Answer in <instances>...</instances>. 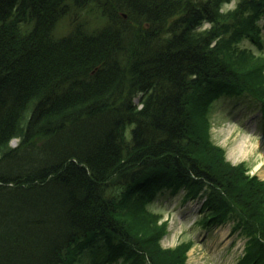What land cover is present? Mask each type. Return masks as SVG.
I'll return each mask as SVG.
<instances>
[{"label":"trees","instance_id":"16d2710c","mask_svg":"<svg viewBox=\"0 0 264 264\" xmlns=\"http://www.w3.org/2000/svg\"><path fill=\"white\" fill-rule=\"evenodd\" d=\"M232 1L0 0V264H190L164 188L264 264V180L210 137L215 98L264 100V0Z\"/></svg>","mask_w":264,"mask_h":264},{"label":"rangeland","instance_id":"374dc122","mask_svg":"<svg viewBox=\"0 0 264 264\" xmlns=\"http://www.w3.org/2000/svg\"><path fill=\"white\" fill-rule=\"evenodd\" d=\"M235 5L236 0H233L224 5V10L234 8ZM262 39L264 48V35ZM243 45L258 50L248 39L243 41ZM208 120L210 137L224 149L226 161L234 165L243 163L247 174H256L264 179V104L245 93L235 96L222 94L214 99ZM242 135H245L254 147L248 155L236 158L237 153H231L235 141ZM11 143L18 144V139H13ZM182 195L183 191L173 194L166 190L158 194L150 205L154 212L162 214V219L168 220L167 232L161 239L162 246L173 247L180 241L192 240L193 244L187 251V262L190 264H239L245 236L240 229L233 232L234 225L237 224L233 225L232 221H229L230 223L221 226L202 229L196 224L199 216L196 201L183 202ZM149 262L145 259L143 264H150Z\"/></svg>","mask_w":264,"mask_h":264},{"label":"bare ground","instance_id":"6f19581e","mask_svg":"<svg viewBox=\"0 0 264 264\" xmlns=\"http://www.w3.org/2000/svg\"><path fill=\"white\" fill-rule=\"evenodd\" d=\"M253 147L254 144L248 141L245 135H242L239 137L238 140L235 141V144L233 146V151L231 154L234 155V153H237V155H235L236 158L238 156H246L251 151V149H253Z\"/></svg>","mask_w":264,"mask_h":264}]
</instances>
